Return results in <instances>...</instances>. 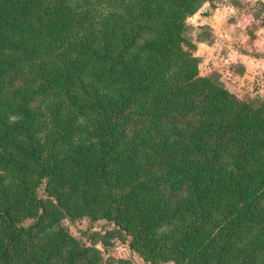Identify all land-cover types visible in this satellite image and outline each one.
<instances>
[{"label":"trees","instance_id":"1","mask_svg":"<svg viewBox=\"0 0 264 264\" xmlns=\"http://www.w3.org/2000/svg\"><path fill=\"white\" fill-rule=\"evenodd\" d=\"M217 2L0 0V264H264V96L189 35Z\"/></svg>","mask_w":264,"mask_h":264},{"label":"crops","instance_id":"2","mask_svg":"<svg viewBox=\"0 0 264 264\" xmlns=\"http://www.w3.org/2000/svg\"><path fill=\"white\" fill-rule=\"evenodd\" d=\"M217 3H206L187 20L195 53L203 61L201 71L221 74L227 87L240 97H263L264 0Z\"/></svg>","mask_w":264,"mask_h":264},{"label":"rangeland","instance_id":"3","mask_svg":"<svg viewBox=\"0 0 264 264\" xmlns=\"http://www.w3.org/2000/svg\"><path fill=\"white\" fill-rule=\"evenodd\" d=\"M43 193H44V189L42 187L39 188V195L43 196ZM29 222H31V220H27L25 223H29ZM64 222L75 232H80V231L83 232L89 229L103 230L106 229L107 226L110 224L105 219L91 221L88 218L79 219L74 223L68 219H65ZM105 253L106 256L104 258L103 264H139L140 262L139 256L136 254L134 255V253L130 250L127 242L121 239H116L114 244L108 250H106ZM127 259L130 260L131 262L130 263L129 261L127 262L126 261Z\"/></svg>","mask_w":264,"mask_h":264}]
</instances>
